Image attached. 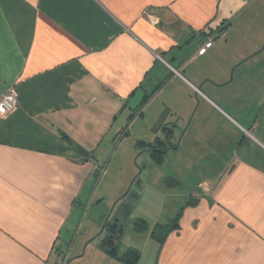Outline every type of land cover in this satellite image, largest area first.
<instances>
[{
    "label": "crops",
    "instance_id": "obj_1",
    "mask_svg": "<svg viewBox=\"0 0 264 264\" xmlns=\"http://www.w3.org/2000/svg\"><path fill=\"white\" fill-rule=\"evenodd\" d=\"M11 89L0 264H125L103 245L128 218L113 159L165 129L189 191L163 243L135 229L137 264H264V0H0Z\"/></svg>",
    "mask_w": 264,
    "mask_h": 264
},
{
    "label": "rangeland",
    "instance_id": "obj_2",
    "mask_svg": "<svg viewBox=\"0 0 264 264\" xmlns=\"http://www.w3.org/2000/svg\"><path fill=\"white\" fill-rule=\"evenodd\" d=\"M126 143L127 142H124V145H126ZM118 144L119 143L115 144L116 149L113 148L112 151L114 149V152L117 150ZM144 147L137 149V151L134 153L133 149L135 146L128 144L126 148L128 150V154L122 152L120 156H117L115 159H113V167L115 164L121 166L120 168H117V172H120V169L122 168L125 170L123 176H119L118 181L120 184L125 183L126 186V190L124 191L122 199L123 205L117 206L115 212L117 213L118 211L122 217H128L123 221L125 227L124 235L119 244V249H124L125 252H127L129 249H133V246L136 245L134 244L137 237L135 235L136 231L134 228L136 222L141 220L145 222L146 236H148V234L150 235L157 226H165L172 223L175 214V211H173L174 203L179 202L180 199H183L185 194L189 191L185 184L179 183L180 185H177V182L174 180L168 178L166 179V177H170L167 174L172 171L170 169L173 165V161L172 159H169V156L166 157V154L164 155L163 160L159 163L161 165L164 162V164L161 168H158L160 166L151 162L154 158L148 156L150 153L148 154L147 149H144ZM110 154L108 155L107 159H109ZM148 162L151 169L145 170L146 173L143 175V168L148 165ZM135 168L136 173L134 177H132V173L135 171ZM160 176L163 178V180L159 187L156 186V184L158 177ZM144 187L145 189L143 190ZM188 195L190 196L189 193ZM127 207L130 209V213L125 215L124 210ZM113 220L115 221V219H112V221ZM112 221L109 223H112ZM102 229L103 228H101L99 232H101ZM104 233L106 235L107 230H105ZM155 256L156 255L152 256L154 262ZM148 259L149 258H145V261ZM70 263L71 261L67 260L66 264Z\"/></svg>",
    "mask_w": 264,
    "mask_h": 264
},
{
    "label": "trees",
    "instance_id": "obj_3",
    "mask_svg": "<svg viewBox=\"0 0 264 264\" xmlns=\"http://www.w3.org/2000/svg\"><path fill=\"white\" fill-rule=\"evenodd\" d=\"M172 130L165 129V137L164 139H157L155 143L150 146L149 152L151 153V157L154 158L156 163H160L163 160L166 152L173 146L171 144L172 139ZM125 215L130 213V209L127 207L125 210ZM143 220L135 223V229L139 232H143L146 229V225ZM178 224V216L172 221V223L167 224L165 226H157L153 231V236L163 243L165 235L170 232V230L175 229ZM107 236L104 239V247L107 252L116 257L117 259L123 261L125 264H137L140 260V253L135 249H129L127 252L119 255V244L124 235V227L119 225L118 223H108L106 224Z\"/></svg>",
    "mask_w": 264,
    "mask_h": 264
},
{
    "label": "built area",
    "instance_id": "obj_4",
    "mask_svg": "<svg viewBox=\"0 0 264 264\" xmlns=\"http://www.w3.org/2000/svg\"><path fill=\"white\" fill-rule=\"evenodd\" d=\"M212 41L207 43L206 47L209 48ZM19 107L18 94L14 90H9L7 93L0 97V118L8 117L14 114Z\"/></svg>",
    "mask_w": 264,
    "mask_h": 264
},
{
    "label": "water",
    "instance_id": "obj_5",
    "mask_svg": "<svg viewBox=\"0 0 264 264\" xmlns=\"http://www.w3.org/2000/svg\"><path fill=\"white\" fill-rule=\"evenodd\" d=\"M117 222V221H116Z\"/></svg>",
    "mask_w": 264,
    "mask_h": 264
}]
</instances>
